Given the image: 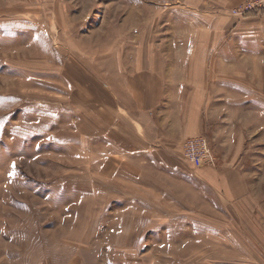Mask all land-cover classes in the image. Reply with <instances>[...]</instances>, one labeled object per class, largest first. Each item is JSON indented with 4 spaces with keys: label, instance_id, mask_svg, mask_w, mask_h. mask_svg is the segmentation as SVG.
<instances>
[{
    "label": "rangeland",
    "instance_id": "obj_1",
    "mask_svg": "<svg viewBox=\"0 0 264 264\" xmlns=\"http://www.w3.org/2000/svg\"><path fill=\"white\" fill-rule=\"evenodd\" d=\"M203 1L0 0V264H264V14ZM142 57L206 65L197 166L242 197L186 139L171 164L116 145L104 86Z\"/></svg>",
    "mask_w": 264,
    "mask_h": 264
},
{
    "label": "crops",
    "instance_id": "obj_2",
    "mask_svg": "<svg viewBox=\"0 0 264 264\" xmlns=\"http://www.w3.org/2000/svg\"><path fill=\"white\" fill-rule=\"evenodd\" d=\"M209 1L214 8L221 6L228 12L243 0ZM231 18L238 21L260 19L258 16L241 20L233 16ZM206 72L203 63L196 66L153 65L149 58L142 57L134 69L118 71L115 79L105 84L104 88L108 87L117 110L125 112L116 116L113 122L121 123L115 128L119 135L116 145H125V157L128 160L148 163L155 157L165 164L173 162L169 154L174 145L195 136L201 127V100L195 90L204 87ZM130 104L132 107H128ZM149 153L154 155L150 156ZM185 162L191 168L199 167L196 170L199 177L212 189L221 192L227 200H235L246 194V183L236 169H212ZM70 264L80 262L73 261Z\"/></svg>",
    "mask_w": 264,
    "mask_h": 264
},
{
    "label": "built area",
    "instance_id": "obj_3",
    "mask_svg": "<svg viewBox=\"0 0 264 264\" xmlns=\"http://www.w3.org/2000/svg\"><path fill=\"white\" fill-rule=\"evenodd\" d=\"M237 19H244L251 15L264 14V0H244L231 10ZM183 158L190 164H204L214 166V157L211 153L209 142L205 137L193 136L183 143Z\"/></svg>",
    "mask_w": 264,
    "mask_h": 264
}]
</instances>
